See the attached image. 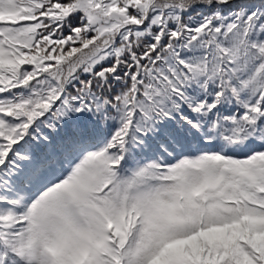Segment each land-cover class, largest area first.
I'll use <instances>...</instances> for the list:
<instances>
[{
    "label": "snow or ice",
    "instance_id": "obj_1",
    "mask_svg": "<svg viewBox=\"0 0 264 264\" xmlns=\"http://www.w3.org/2000/svg\"><path fill=\"white\" fill-rule=\"evenodd\" d=\"M0 264H264V0H0Z\"/></svg>",
    "mask_w": 264,
    "mask_h": 264
}]
</instances>
